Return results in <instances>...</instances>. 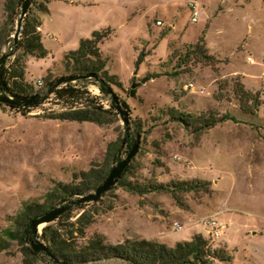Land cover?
<instances>
[{
	"label": "rangeland",
	"instance_id": "obj_1",
	"mask_svg": "<svg viewBox=\"0 0 264 264\" xmlns=\"http://www.w3.org/2000/svg\"><path fill=\"white\" fill-rule=\"evenodd\" d=\"M34 1L22 27L34 24L46 52L22 56L26 81L37 88L41 79L44 89L46 77L65 72L64 53L92 30L104 28V69L132 112L125 134L118 110L110 107L93 77L80 83L85 96L101 106L100 123L46 117L78 104L58 101L54 93L20 112L0 105V237L7 240L0 264H53L45 253L32 255L21 238H8L5 232L15 231L23 205L66 203L57 195L75 198L65 191L49 194L59 185L77 183L91 166L110 168L126 155L136 133L138 150L123 182L205 184L138 194L118 183L97 204L85 207L91 221L84 236L76 230L77 210L52 226L62 244L78 249L102 235L107 243L144 238L174 246L201 234L231 255L212 264H264V0H196V22L188 0H50L47 11ZM4 3L0 0V27L7 19ZM17 16L6 26L11 33L0 51L12 71L15 55L21 54L13 40ZM200 38L214 60L188 50ZM188 83L194 89L185 87ZM238 84L254 99L241 98ZM129 88L136 89L134 96L128 95ZM205 119L215 122L200 129ZM122 141L119 157L110 163L109 150ZM205 215L224 225L220 236L211 238L201 220ZM175 221L181 229L174 228ZM106 261L123 264L116 258Z\"/></svg>",
	"mask_w": 264,
	"mask_h": 264
},
{
	"label": "trees",
	"instance_id": "obj_2",
	"mask_svg": "<svg viewBox=\"0 0 264 264\" xmlns=\"http://www.w3.org/2000/svg\"><path fill=\"white\" fill-rule=\"evenodd\" d=\"M22 0H5L4 8L7 14V19L5 23L0 27V51L2 47L7 43L10 30H6V26L9 23L15 20L16 15L19 12V8ZM35 5L41 11L48 10V4L50 0L34 1ZM28 13L25 14L24 18L28 19ZM23 18V19H24ZM39 25V24H38ZM108 36V30L104 28L94 29L91 31L89 36L81 37L77 48L68 50L64 53L62 58V65L65 69V72L57 75H49L45 79V87L50 81L60 75L66 74H84L95 72L99 77L103 78V85H109L113 81V76H109L105 71L104 67L106 64L105 58L103 57L102 51L100 49V43L104 38ZM16 47L21 51L20 55H15L13 60V65L16 66L15 70H11L9 66L5 65L6 59H3L0 63V90L6 85L8 88L14 92L31 95L37 92L42 91L41 87L35 88L31 83L26 81L24 75V55H34L41 57L45 55V48L42 45L39 31L35 29L34 24L30 25L26 22L20 32V38L16 42ZM190 52L202 59H208L207 61L214 60L215 56L210 53L209 48L207 47L203 38H200L195 44L191 45L188 48ZM82 80V79H81ZM115 80V79H114ZM119 84V82H117ZM239 95L241 98H253L250 92H247L243 89L241 84H238ZM128 95L134 96L136 89L129 88ZM87 91L83 89V86L80 83V79L73 82H67L53 90L56 100L69 102V100H74L78 104L70 106L68 109H65L56 113H48L45 116L49 118H56L60 120H73V121H90V122H101L100 111L101 106L96 104L94 99H90L85 96ZM80 102H79V101ZM120 103L123 108L127 109L129 117H131V108L128 102L119 97ZM0 105H3L0 103ZM16 112H20L21 108L29 109V107H15ZM111 108H114L112 105ZM173 117H176L173 115ZM182 121V116L176 117ZM202 118V117H200ZM224 118V117H221ZM200 122V129L203 127H209L214 124V119ZM189 124V122H185ZM137 134V133H136ZM123 147L122 143L114 148L112 151L109 150V162L113 163L119 156L118 152L120 148ZM130 146L127 145L129 150ZM131 165L130 163L124 169V171L119 176L117 182L111 186L109 189L116 186V184L126 185L137 192L138 194L147 193L149 191H167V190H176V189H194L199 184L204 185L205 182L197 181H175L171 183V186L168 184H162L157 182H150L148 184H130L129 182H123L125 174L129 171ZM111 168V167H110ZM97 168L91 166L88 171H82L78 178L77 183L63 184L59 185V188L54 189L53 192H50L49 195L55 196L56 194L66 192L67 196H73L78 194L87 193L90 190H94L98 183H100L104 177L108 174L109 169ZM58 190V191H57ZM64 195V196H66ZM48 197L47 201H50ZM58 196V199L63 200L62 196ZM102 199L98 201H88L80 202L58 216L52 222L45 224L42 227L40 234L41 239L45 241V244L49 247L51 253L67 263L71 264H90L91 262H104V263H114L107 262L108 259H120L123 264H212L214 261H228L231 258V255L227 252L226 248L219 245L213 246L209 240L202 236L201 234H194L190 239L177 242L174 246H169L165 243L147 240L144 238H125L123 241L118 243H107L102 235H97L91 238L82 248L71 249L62 244L59 239V233L52 229L53 225L59 223L61 219H66L70 216L71 210H77L79 215L76 217L77 223V232L79 236H84V230L91 221L90 214L86 211L85 207L89 204H97ZM46 201V202H47ZM56 203H45L40 204L37 201H32L27 205H23L20 213L14 220L16 226L15 231L7 230L5 235L8 238H14L15 236L22 239L23 243H26V249L36 257L43 256L41 253L34 252L29 245L30 242V228L29 222L32 218L44 213L49 208L53 207ZM7 240H4L0 237V250L6 247ZM47 258V257H46ZM118 264V263H115ZM122 264V263H121Z\"/></svg>",
	"mask_w": 264,
	"mask_h": 264
},
{
	"label": "water",
	"instance_id": "obj_3",
	"mask_svg": "<svg viewBox=\"0 0 264 264\" xmlns=\"http://www.w3.org/2000/svg\"><path fill=\"white\" fill-rule=\"evenodd\" d=\"M33 0H22L21 5L19 8L18 16L16 19L15 30L13 33V40L15 43L16 49V42L19 38L21 28H22V20L27 13L31 3ZM14 49V50H15ZM7 54L2 53L0 55V63ZM93 77L99 82L98 89L101 93L106 94L108 99L110 100V104L119 112V115L125 125V134L129 131V113L127 109L123 108L119 97L116 95L115 91L109 85H103V78L99 77L97 73L90 72L84 74H66L60 75L54 78L52 81L48 83V85L40 92L31 94V95H23L17 92H14L8 88V86H4L0 90V103L15 106V107H34L41 104L45 101L52 93L53 90L62 84L67 82L76 81L78 79ZM138 143H139V134L135 135L134 141L131 143L130 148L124 157H119V159L111 166L108 171V174L104 177V179L97 184L93 191L84 194H78L75 198H64L62 202H66L64 204L54 205L53 207L49 208L44 213L34 217L29 222L30 228V246L34 252H42L45 253L48 257L51 258L53 264H71L67 263L66 261L55 257L49 247L40 239V227H43L45 224L54 221L61 215L64 211L72 207L73 205L80 203V202H88V201H98L104 193L113 186L121 173L130 163L131 159L135 155L138 150ZM99 264H115V263H104L100 262Z\"/></svg>",
	"mask_w": 264,
	"mask_h": 264
},
{
	"label": "built area",
	"instance_id": "obj_4",
	"mask_svg": "<svg viewBox=\"0 0 264 264\" xmlns=\"http://www.w3.org/2000/svg\"><path fill=\"white\" fill-rule=\"evenodd\" d=\"M188 6L191 9V20L193 22H196L198 20L199 16V10H198V4L196 0H188L187 2ZM38 30H40V27H37ZM247 60L249 62H254L253 58L251 56L247 57ZM262 79V86L260 89V92L264 94V76H261ZM42 85V80L37 79L35 86L40 87ZM187 88L194 89V85L192 83L186 84ZM204 225L207 227L209 234L211 238H215L221 235V229L223 228V224L219 222L213 215H205L201 218ZM173 226L175 229H181L182 225L179 222H174Z\"/></svg>",
	"mask_w": 264,
	"mask_h": 264
},
{
	"label": "crops",
	"instance_id": "obj_5",
	"mask_svg": "<svg viewBox=\"0 0 264 264\" xmlns=\"http://www.w3.org/2000/svg\"><path fill=\"white\" fill-rule=\"evenodd\" d=\"M207 45V44H206ZM208 47V46H207ZM209 48V47H208ZM210 49V48H209ZM236 74V73H235Z\"/></svg>",
	"mask_w": 264,
	"mask_h": 264
},
{
	"label": "flooded vegetation",
	"instance_id": "obj_6",
	"mask_svg": "<svg viewBox=\"0 0 264 264\" xmlns=\"http://www.w3.org/2000/svg\"><path fill=\"white\" fill-rule=\"evenodd\" d=\"M9 106V105H8Z\"/></svg>",
	"mask_w": 264,
	"mask_h": 264
}]
</instances>
